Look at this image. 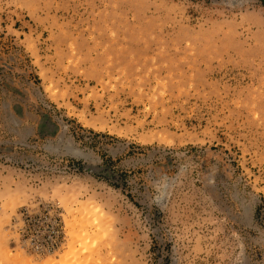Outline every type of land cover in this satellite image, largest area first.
<instances>
[{"label": "rangeland", "instance_id": "rangeland-1", "mask_svg": "<svg viewBox=\"0 0 264 264\" xmlns=\"http://www.w3.org/2000/svg\"><path fill=\"white\" fill-rule=\"evenodd\" d=\"M0 264H264L262 0H0Z\"/></svg>", "mask_w": 264, "mask_h": 264}, {"label": "water", "instance_id": "water-1", "mask_svg": "<svg viewBox=\"0 0 264 264\" xmlns=\"http://www.w3.org/2000/svg\"><path fill=\"white\" fill-rule=\"evenodd\" d=\"M262 2L264 3V0H262Z\"/></svg>", "mask_w": 264, "mask_h": 264}]
</instances>
